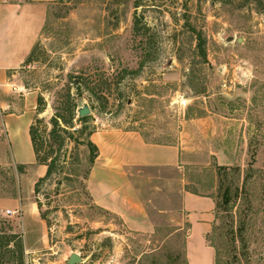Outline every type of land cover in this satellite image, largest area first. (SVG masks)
<instances>
[{
	"label": "rangeland",
	"instance_id": "1",
	"mask_svg": "<svg viewBox=\"0 0 264 264\" xmlns=\"http://www.w3.org/2000/svg\"><path fill=\"white\" fill-rule=\"evenodd\" d=\"M200 31L206 37L205 59ZM22 76L46 101L39 117L48 129L68 87L79 108H91L86 133L79 134L77 121L71 128L80 142H69L62 151L68 160L62 182L45 181L36 192L40 164L22 171L12 163L0 166V193L28 203L39 198L41 217L46 213L54 227L50 240H57L58 224L47 212L54 208L82 218L74 231L90 238H74L70 247L84 264L112 258L111 264H186L181 238L167 237L174 227L164 216L158 218L160 234L148 242V235L128 231L118 218L90 205L88 131L136 126L158 143L189 135L186 188L217 200L210 237L217 264H264V0H59ZM79 78L81 94L73 82ZM29 157L26 146L23 158ZM163 176L173 182L156 194L152 212L174 207L178 196L175 171ZM22 216V211L13 217L0 212V231L12 228L23 236ZM92 220L103 222L99 230L106 232L97 236ZM114 242L117 254L110 251ZM35 251L26 264H66L62 251L53 256L44 246Z\"/></svg>",
	"mask_w": 264,
	"mask_h": 264
},
{
	"label": "crops",
	"instance_id": "2",
	"mask_svg": "<svg viewBox=\"0 0 264 264\" xmlns=\"http://www.w3.org/2000/svg\"><path fill=\"white\" fill-rule=\"evenodd\" d=\"M56 1L59 0H0V166L12 163L24 165L26 169L27 164L37 162L30 127L38 115L39 92L27 88L22 75L25 61L39 42ZM188 136L183 134L176 143H158L148 139L136 126L96 127L88 136L97 148V156L86 179V188L90 205L118 218L128 231L146 234L151 242L160 234L158 218L164 216L165 223L174 227L167 237L177 235L181 238L186 264H217V249L210 237L217 220L218 203L212 195L186 188ZM26 146L30 149L28 160L23 158ZM46 170L47 166L39 165L36 181ZM171 171H175V181L180 183L174 207L152 212L150 204L156 203V194L163 190L164 184L173 182L163 176ZM7 209L15 214L23 213L20 225L27 262L32 257L30 254L44 246L52 256L64 252L62 256L67 264L73 253L70 247L73 239L87 242L90 238L86 234L77 236L79 232L74 229L79 227L76 225L82 218L72 213L68 217L61 211L53 212L58 230L57 240L52 241L50 227L41 217L37 202L28 203L20 196L0 193V212L5 213ZM102 223L99 220L89 222L90 228L97 230V236L106 232L99 230ZM34 239L35 243L27 244V240ZM102 248L100 244L99 249ZM110 251L116 254L120 251L116 242ZM91 262L94 263V258ZM112 262L113 258L104 264ZM80 264H84L83 261Z\"/></svg>",
	"mask_w": 264,
	"mask_h": 264
},
{
	"label": "trees",
	"instance_id": "3",
	"mask_svg": "<svg viewBox=\"0 0 264 264\" xmlns=\"http://www.w3.org/2000/svg\"><path fill=\"white\" fill-rule=\"evenodd\" d=\"M137 22H141V18H137ZM199 46H200V56L206 58V37L203 32L200 31L198 35ZM37 45L31 51L30 55L26 59V65L35 60ZM144 66V63L140 64V68ZM74 83L79 85L78 94L82 93V79ZM79 105L76 104L75 98L73 97L70 88L65 89V93L61 102V106L56 109L55 114L51 117L50 123L52 127L48 129L43 118L39 117L46 110V101L42 94L38 96L37 113L38 115L34 119L33 124L30 127L31 139L36 154V161L40 165L47 166L46 173L44 176L40 177L36 182L35 191L41 183L48 180H56L57 183L62 182L61 174L64 172V165L68 162L67 153L65 148L69 142L75 141L80 142V137L75 136L71 131V128L75 126V121L82 123V127L78 130L79 134L82 135L86 133L89 129L87 121L89 115L79 116L78 114ZM92 129L88 131V136L92 133ZM87 144L91 149V164L94 163L97 156V148L88 139ZM66 154V155H65ZM63 156V158H62ZM18 169L22 171L24 165H18ZM231 201V196L226 194L224 197V203L229 204ZM38 207L41 210L43 203L38 198ZM48 208H52L51 203H46ZM50 210V211H49ZM56 209H48L47 212L53 213ZM42 218L49 224V219L46 213H42ZM5 264H26L25 258V245L22 234L15 232L12 228L8 232L0 231V263Z\"/></svg>",
	"mask_w": 264,
	"mask_h": 264
},
{
	"label": "water",
	"instance_id": "4",
	"mask_svg": "<svg viewBox=\"0 0 264 264\" xmlns=\"http://www.w3.org/2000/svg\"><path fill=\"white\" fill-rule=\"evenodd\" d=\"M91 113V108L89 105H84L82 108L78 109V114L79 116H87ZM83 261L82 256L77 253V252H73L67 261V264H79Z\"/></svg>",
	"mask_w": 264,
	"mask_h": 264
},
{
	"label": "built area",
	"instance_id": "5",
	"mask_svg": "<svg viewBox=\"0 0 264 264\" xmlns=\"http://www.w3.org/2000/svg\"><path fill=\"white\" fill-rule=\"evenodd\" d=\"M15 213H16V212L12 211L11 209H7V210L5 211V214L8 215V216H11V215H13V214H15ZM50 230H51V232H54V227H51Z\"/></svg>",
	"mask_w": 264,
	"mask_h": 264
}]
</instances>
